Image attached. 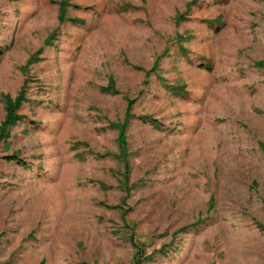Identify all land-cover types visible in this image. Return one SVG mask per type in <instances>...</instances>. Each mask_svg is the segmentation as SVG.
<instances>
[{
  "label": "rangeland",
  "instance_id": "1",
  "mask_svg": "<svg viewBox=\"0 0 264 264\" xmlns=\"http://www.w3.org/2000/svg\"><path fill=\"white\" fill-rule=\"evenodd\" d=\"M59 1L0 0V264H264V0Z\"/></svg>",
  "mask_w": 264,
  "mask_h": 264
},
{
  "label": "trees",
  "instance_id": "2",
  "mask_svg": "<svg viewBox=\"0 0 264 264\" xmlns=\"http://www.w3.org/2000/svg\"><path fill=\"white\" fill-rule=\"evenodd\" d=\"M57 4L59 6L58 20H59V22H63L65 20V13H66L65 8L67 6V2H66V0L65 1L62 0V1H59ZM73 22H78V21L73 20ZM50 39H51V37L48 38L46 43H48ZM5 52H6L5 47L0 45V60L4 56ZM41 52L42 51L39 50L33 56L32 61L38 60L37 55H40ZM254 67L264 71V62L263 61L257 62L254 64ZM154 72H155V70L149 71V74L154 73ZM165 87L168 88L169 91L173 92V94H176V95L181 94L182 92H184V89H185V87L183 85L182 86H176V87L167 85ZM102 91L107 92L108 89H102ZM27 101H28V98L26 96L25 85L22 87L19 94L14 99H11L8 96H3L5 116H4V119L0 125V142L4 139L9 138L11 129L14 128L23 119L22 115L19 114V110L23 106V104L26 103ZM132 104H133L132 101L127 102L126 121H128L131 118H136L137 120H139L142 123L150 124L156 128L160 127V123L151 117H148V116H139V117L131 116L129 113H130V108H131ZM111 127L115 128L118 126L117 125H111ZM118 128L120 130V135H121L120 140H122L123 139L122 135L124 133L125 126L121 125ZM76 145H77V147L80 145L86 146L84 143H81V142H77ZM6 159L9 161L16 162L19 165H24V162L16 154L8 156V157H6ZM40 264H43V263H40Z\"/></svg>",
  "mask_w": 264,
  "mask_h": 264
}]
</instances>
